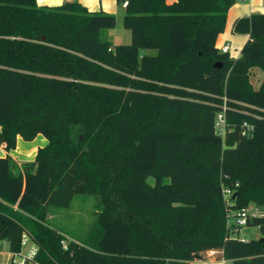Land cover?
<instances>
[{
	"label": "trees",
	"instance_id": "obj_1",
	"mask_svg": "<svg viewBox=\"0 0 264 264\" xmlns=\"http://www.w3.org/2000/svg\"><path fill=\"white\" fill-rule=\"evenodd\" d=\"M234 5L130 0L132 42L114 47L104 36L114 15L0 0V144L49 142L22 166L0 158L9 252H21L28 232L40 264H191L214 250L264 264V241L234 237L229 224L252 205L264 212V79L251 80L264 73V13L234 22L249 40L233 58L218 39ZM78 195L102 205L85 244L49 224L51 209Z\"/></svg>",
	"mask_w": 264,
	"mask_h": 264
},
{
	"label": "rangeland",
	"instance_id": "obj_2",
	"mask_svg": "<svg viewBox=\"0 0 264 264\" xmlns=\"http://www.w3.org/2000/svg\"><path fill=\"white\" fill-rule=\"evenodd\" d=\"M100 1L102 4L101 6L103 7V10L101 11L114 15L116 19H118L115 29L106 31L104 33L105 38H107L114 47L131 44L133 36L131 31L126 29L124 25L125 7L123 4L117 3L116 0ZM74 2L79 1L75 0ZM98 9H101L100 4ZM248 9V4L243 3L241 0H235V5L228 14V24L226 30L218 39V46L220 49L225 45H230V55L233 58H238L240 56L242 48L249 40L248 35L236 33L233 30L235 20L248 17ZM142 53V55H156V51L153 50H147ZM252 73V83L255 87H258L261 81L264 79V73L260 69H254ZM149 182L151 185H155L154 179H150ZM254 208L256 207L252 205L249 209L250 211H253ZM101 210V202L95 195H78L75 197V200L69 209H51L49 224L52 228L57 229L60 234L69 238L70 240L76 241L79 244H85L92 233L95 232L94 229L97 225L98 216ZM260 212L263 211L260 209ZM263 225L264 219L260 224L259 221L258 224L252 222L248 227H245L242 230L239 237L243 240L262 239ZM233 236L238 237V235ZM23 253H28V249L26 247L23 248ZM206 257L207 256L204 255V258ZM206 263L209 264L210 260H207Z\"/></svg>",
	"mask_w": 264,
	"mask_h": 264
},
{
	"label": "crops",
	"instance_id": "obj_3",
	"mask_svg": "<svg viewBox=\"0 0 264 264\" xmlns=\"http://www.w3.org/2000/svg\"><path fill=\"white\" fill-rule=\"evenodd\" d=\"M40 6H60L66 2H74L75 0H37ZM83 5L87 6L90 11H101L103 7L101 6V1L98 0H78ZM177 0H167L168 3H174ZM244 3V2H243ZM101 9L99 10L98 7ZM249 6L248 17L253 14H263V4L264 0H252L251 2L245 3ZM231 11V10H230ZM236 21V20H235ZM231 53V51H230ZM1 130V128H0ZM1 133V131H0ZM48 140L42 135L37 136L33 141H25L22 137L17 138V147L11 152L5 150V145L0 144V158H6L10 156L19 166H22L24 163L34 162L36 159L37 152L40 148L48 145ZM257 208H254L251 213L254 212ZM260 211V209H259ZM264 218L253 216L249 222H254L259 224L263 221ZM261 220V221H260ZM264 233V225L262 226V237ZM13 254L9 252L8 244L6 242L0 243V264H12ZM204 255L207 257L204 258ZM202 259H195L191 264H207L206 261L210 260L209 264H229L233 262L227 261L223 258V252L221 250H214L200 254Z\"/></svg>",
	"mask_w": 264,
	"mask_h": 264
},
{
	"label": "built area",
	"instance_id": "obj_4",
	"mask_svg": "<svg viewBox=\"0 0 264 264\" xmlns=\"http://www.w3.org/2000/svg\"><path fill=\"white\" fill-rule=\"evenodd\" d=\"M129 1L130 0H125L123 2V6L127 7ZM241 1L244 3H248L251 2L252 0H241ZM263 8H264V4H263ZM230 51H231V47L229 44L221 48L222 53H230ZM218 120H219L218 128L221 130V132H223L226 122L224 115H219ZM223 192L227 205L232 206L233 204L232 197L234 192L228 188H224ZM253 216L264 218V213L260 212L258 208L254 210L253 213L250 212V209H243L236 213H231L229 224L234 231V235H238L239 237L242 230L245 227L249 226V222ZM22 247L23 248L26 247L28 249V253L24 254L23 249L19 253H13L12 264H40L37 261L39 247L36 245L34 239L28 232H24L23 234Z\"/></svg>",
	"mask_w": 264,
	"mask_h": 264
},
{
	"label": "water",
	"instance_id": "obj_5",
	"mask_svg": "<svg viewBox=\"0 0 264 264\" xmlns=\"http://www.w3.org/2000/svg\"><path fill=\"white\" fill-rule=\"evenodd\" d=\"M217 67H218V68H221L222 66L220 65V66H217ZM261 240L264 241V238H262ZM196 259H202V258H201L200 255H198V256L196 257Z\"/></svg>",
	"mask_w": 264,
	"mask_h": 264
}]
</instances>
